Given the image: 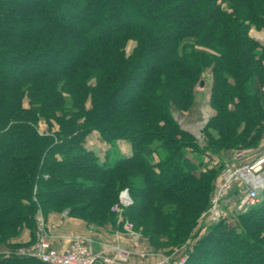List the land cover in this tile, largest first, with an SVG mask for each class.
Returning a JSON list of instances; mask_svg holds the SVG:
<instances>
[{
	"label": "trees",
	"instance_id": "trees-1",
	"mask_svg": "<svg viewBox=\"0 0 264 264\" xmlns=\"http://www.w3.org/2000/svg\"><path fill=\"white\" fill-rule=\"evenodd\" d=\"M222 1L230 12L215 0H0V245L32 241L55 210L101 225L124 190V217L155 249L184 243L222 166L200 169L187 150L221 156L264 135V45L247 34L264 30V0ZM204 74L214 113L200 150L172 113L189 111ZM92 131L130 154L100 160L84 145ZM238 221L211 225L184 264H264V191Z\"/></svg>",
	"mask_w": 264,
	"mask_h": 264
},
{
	"label": "rangeland",
	"instance_id": "rangeland-1",
	"mask_svg": "<svg viewBox=\"0 0 264 264\" xmlns=\"http://www.w3.org/2000/svg\"><path fill=\"white\" fill-rule=\"evenodd\" d=\"M76 0H73L75 2ZM215 2L223 9L230 12L227 2H224L222 0H215ZM172 5V4H171ZM98 14L105 15V10L102 8L98 12ZM119 21H124L123 16H120L118 18ZM138 22L139 20H135ZM163 33H169V28L167 29H161ZM247 34L249 37H251L253 40H255L257 43L264 45V30L256 29L254 26L250 25L247 29ZM262 36V40L258 38V36ZM134 47L133 43L128 44L126 47V53L127 55L132 52V49ZM154 58V59H153ZM152 61H155L154 56H149L147 60H145V66L150 64ZM10 73V72H9ZM209 75L204 74L202 77V83L203 85H198L195 88L194 93V99L193 104L189 111L187 112H177L173 110V117L175 121L179 124L180 128L191 135L193 139L196 141V144L200 148V150L204 149L207 144V139L204 132V127L206 123L208 122V119L211 115H213L214 111L209 106V93H210V86H209ZM67 99V96H64ZM24 107H27V99H24L23 101ZM206 121L205 124H203L200 128L197 130H190L191 127H194L196 125L201 124L202 122ZM56 129V127L54 128ZM53 129V130H54ZM38 130L40 133L47 132V126L42 121L39 123ZM85 147L86 149L92 150L96 155L99 156L100 160H103L105 157V153H108V151H111V159L116 157H124L126 155L123 154L125 150H130V147L128 143H126L123 140H117L114 142V144L111 146L108 142H106L104 139L100 137V135L92 131L89 133L85 138ZM264 145V135L261 139V142L257 148L252 149H241V150H232L228 151L227 153H223L221 156L215 155L212 153H203L199 156H195L193 152L190 150H187V155L193 157L196 161V163H199L200 169H215L217 166L223 165V163L228 162L229 159L236 157L238 154L249 153L253 150H256ZM115 150V155H114ZM221 170V169H220ZM219 174L216 175L215 179L212 183V191L210 193L209 199H208V205L207 207L198 215V217L195 220V225L190 231L188 237L184 241V243L179 247H169L164 249H155L153 247V243L151 241L150 235L145 231L142 227L135 225V223H132L128 221L124 217L125 211L131 206L132 200L128 194L127 190L122 191L119 194L118 202L114 204L109 212L108 221H105L101 225L95 226L88 224L87 221L81 220L78 216L70 215L68 214V210L64 209L63 211H51L48 215H46V218L50 215H59L62 218H69L74 221H78L80 223H84L88 228H90L92 231H98V230H107V228L112 229L116 231L119 235V237H123V243L122 242H97L96 235L90 234V235H82V234H73L68 238L65 249H69L72 243L75 241V239H84L86 241H89L88 245H91L92 251L95 253L103 254L107 257H113L116 253L117 248L124 249L128 251L129 253V260L133 264H155L157 261H160L163 257L167 259H178L181 258L182 260L185 258V262L188 259V256L193 253L195 249V245L200 241V239L204 236L206 231L211 227V225H214L218 222H210L207 221L206 223L201 221V215L207 210V208L210 206V200L211 196L213 194V190L218 182ZM251 208H249L245 213H247ZM245 213H237L233 210L227 211L226 217L222 219V222L227 223L230 227L236 229L237 231L240 230L239 228V216L245 214ZM38 218L42 219L43 223V233H45V239L46 241L52 245V240L54 239L51 237V234H53V230L51 228H48L46 225V219H43V217L39 214ZM37 218V219H38ZM113 218V219H112ZM112 219V220H111ZM221 221V220H220ZM219 221V222H220ZM128 224V226L126 225ZM126 226V227H125ZM37 229L36 228L33 240L26 241L22 243L21 245H12V244H18L16 241L17 239L7 241L0 245V257H6V255L13 254L18 250L19 248H25L29 245H32L36 242L37 238ZM39 232V230H38ZM145 234V235H143ZM23 235H29L28 231H25ZM159 241H164L163 238H159ZM155 240V242H159ZM33 242V243H32ZM97 243V244H96ZM142 243L141 245L146 248L150 249L149 254L142 253L141 249L138 248L137 244ZM21 246V247H20ZM64 249V250H65ZM232 249V248H231ZM150 256L155 258L156 260L154 262H148V263H135L133 262V258L136 256Z\"/></svg>",
	"mask_w": 264,
	"mask_h": 264
},
{
	"label": "built area",
	"instance_id": "built-area-1",
	"mask_svg": "<svg viewBox=\"0 0 264 264\" xmlns=\"http://www.w3.org/2000/svg\"><path fill=\"white\" fill-rule=\"evenodd\" d=\"M258 38L262 40L261 35ZM205 123L206 121L203 124ZM263 191L264 145L249 153L238 154L223 163L211 196L210 206L201 215V221L219 222L230 210L245 213L262 200ZM37 226L36 242L28 247L19 248L6 257L32 259L43 264H133L129 260L128 251L117 248L113 257H107L93 252L91 245H88L89 241L84 239L77 238L69 249L59 251L46 241L42 219H37ZM184 263L185 258L170 260L163 257L155 264Z\"/></svg>",
	"mask_w": 264,
	"mask_h": 264
},
{
	"label": "crops",
	"instance_id": "crops-1",
	"mask_svg": "<svg viewBox=\"0 0 264 264\" xmlns=\"http://www.w3.org/2000/svg\"><path fill=\"white\" fill-rule=\"evenodd\" d=\"M124 155H129L130 150H125L123 152ZM46 225L48 228H51L53 230V234H51V237L54 239L52 240V245L59 251H62L65 249L66 243L68 238H70L73 234H82V235H90L94 234L96 235L97 242H122L123 243V237H119L118 233L112 229L107 228V230H98V231H92L90 228H88L84 223H80L78 221H74L69 218H62L59 215H50L46 218ZM17 243L21 242L24 243L29 240V235H22L19 239H17ZM124 244V243H123ZM142 243H138L137 247L141 249L142 253L149 254L151 251L149 248L143 247L141 245ZM156 259L150 256H136L133 258V262L135 263H150L154 262Z\"/></svg>",
	"mask_w": 264,
	"mask_h": 264
},
{
	"label": "bare ground",
	"instance_id": "bare-ground-1",
	"mask_svg": "<svg viewBox=\"0 0 264 264\" xmlns=\"http://www.w3.org/2000/svg\"><path fill=\"white\" fill-rule=\"evenodd\" d=\"M203 123H204V122H202L201 124L196 125V126H194V127H191L190 130H192V131H193V130H197L198 128H200V127L203 125ZM32 243H33V242H32ZM96 244H97V243H96ZM20 247H21V246H20Z\"/></svg>",
	"mask_w": 264,
	"mask_h": 264
},
{
	"label": "water",
	"instance_id": "water-1",
	"mask_svg": "<svg viewBox=\"0 0 264 264\" xmlns=\"http://www.w3.org/2000/svg\"><path fill=\"white\" fill-rule=\"evenodd\" d=\"M201 86L203 85V83L201 82V84H200Z\"/></svg>",
	"mask_w": 264,
	"mask_h": 264
}]
</instances>
